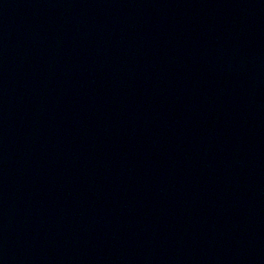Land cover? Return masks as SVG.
<instances>
[{
  "label": "water",
  "instance_id": "obj_1",
  "mask_svg": "<svg viewBox=\"0 0 264 264\" xmlns=\"http://www.w3.org/2000/svg\"><path fill=\"white\" fill-rule=\"evenodd\" d=\"M0 264H264V0H0Z\"/></svg>",
  "mask_w": 264,
  "mask_h": 264
}]
</instances>
